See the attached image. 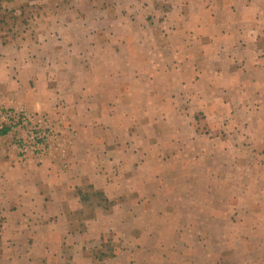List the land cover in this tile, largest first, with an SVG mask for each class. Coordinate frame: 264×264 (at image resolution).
<instances>
[{
    "label": "crops",
    "instance_id": "crops-1",
    "mask_svg": "<svg viewBox=\"0 0 264 264\" xmlns=\"http://www.w3.org/2000/svg\"><path fill=\"white\" fill-rule=\"evenodd\" d=\"M56 5L32 21L33 33L0 39L1 108L24 109L55 134L49 152L34 158L19 153L24 131H0V264H254L243 253L234 260L215 254L199 212L157 213L171 228L166 238L160 227L137 224V208L157 200L173 178L183 193L201 179L215 199L221 171L229 170L228 225L214 227L223 215L213 202L208 233L226 236L218 246L226 251H235L236 240L242 249L250 237H264V222L251 221L259 210L264 218V194H253L251 183L264 181V0ZM196 112L224 133H197ZM222 155L228 162L218 161ZM162 170L167 178H157ZM180 170L213 174L183 181ZM255 170L262 174L252 181ZM150 182L155 190L146 189ZM83 187L111 207L95 203L88 214ZM115 232L125 252L88 256L89 240Z\"/></svg>",
    "mask_w": 264,
    "mask_h": 264
},
{
    "label": "rangeland",
    "instance_id": "rangeland-1",
    "mask_svg": "<svg viewBox=\"0 0 264 264\" xmlns=\"http://www.w3.org/2000/svg\"><path fill=\"white\" fill-rule=\"evenodd\" d=\"M59 1L61 0H0V39L1 38H17V37L21 38L23 34L26 33L23 31L24 29L26 31L27 30L32 31L33 33L34 29L31 30L33 28L31 26L33 24L32 21H36L40 17L48 18L47 14H49L51 11L53 12L54 6H58L56 4H58ZM177 41L178 40H175V42ZM163 86L165 87V85H161L162 88ZM141 98H144V96L141 95ZM195 119H196V122L194 123V125L196 127L197 133L209 135L214 132V128L217 130H221L222 133H224V129H219L218 125L217 124L214 125V122H211L206 115H203L202 112H196ZM227 123L221 124L222 127L223 126L226 127ZM29 157H32V156H29ZM187 157L190 158V160L188 159V161H191L195 157H198V156L188 155ZM261 158L262 156L254 157V159H256V161L258 162L263 161ZM217 159L218 161H222L223 163L228 162V156H225V155L217 156ZM206 162H211V160H208L206 158ZM234 173L235 172H229V170L221 171L222 185L221 187L217 189V192L215 194L216 195L215 199L207 193V191L205 190L206 188H203L201 186V183H202L201 179H200L199 184L196 181L195 185H191L189 187L185 186L183 188L184 189L183 191H185L186 193H183L181 190L182 188L179 187V183L176 182L175 180L177 178H173L172 181H169V185L161 187V189L159 188L160 191H158V193L155 192V196H158L157 200H155L152 203L147 202L143 204V206L141 205L139 208H137L138 209L137 212H141L143 214L137 220V224L142 226L143 230L150 228V227L151 229L160 227L158 231H161L162 235L165 234L167 238L168 237L167 234L170 232L171 228L166 229V226H163L162 224L158 223V220L154 218V216L157 213H160V214L164 213L167 216L168 211L169 213H171V211L176 207H180L179 212L181 213H182V209L189 210L190 212H197V213L199 212L202 216L200 218L202 227H206L207 229L210 228L206 232H202L203 236L206 239H209L212 237L213 243H215L214 246L215 247L217 245L220 246V244L224 243L226 236L224 235L221 236L219 234L214 235L213 233H208L211 229H213V224L207 220V217L211 213V211H213V207H214L213 202L215 203L217 202L216 203L217 211H219L223 215V217L219 219L218 224L217 222L214 224V227H220L223 229L228 225L227 219L229 218L227 217L229 216L228 214L231 213V210L228 209L226 200L228 199V195L230 193L229 191L230 185H231L230 179H232V175ZM249 173H250L249 178L252 181L255 180L256 177H259L260 174H262V172L256 171V170L249 172ZM194 174H196L197 176L199 175V177H196V178H208L209 175L213 174V172L211 171L209 174L208 172H202L199 174L198 172L187 171V170L178 171V177L182 178L183 181L190 179L191 177H193ZM156 176L157 178L159 177L167 178L168 174H166L165 171L162 170ZM243 180L245 183L246 179L244 178ZM251 183H253L254 185L253 184L247 185L246 183L245 185L249 187L253 185V188H252L253 194H257L260 196H261V192H263L264 194V189L262 188V186H264V181L258 180L257 182L254 181ZM146 189H148L149 191H152V190H155L156 188L153 182H150L148 183ZM82 192L84 194L85 199H87L88 203L90 202V204L87 205V209H86L88 214L91 213L90 210L93 208V205L95 203L104 205V196L101 193H95L91 191L90 188H87V187H83ZM182 197L184 198L182 199ZM198 199H201L202 201L198 202ZM174 200H178V201L174 202ZM186 200H189V202H187ZM130 205H132V203ZM253 208L254 207H251L248 209L249 210L251 209V211H255ZM258 212H259L258 214L257 212L255 213L254 218L251 220L252 224L257 223V225H259L260 224L259 222L261 223L264 222V218H262V215H261L263 214V211L259 210ZM226 213H228L227 217H225ZM256 215H258V217H255ZM167 219L166 221L168 223L169 219L168 220ZM125 221L127 222V225H126L127 228L126 230H123L122 234L125 235V238L128 240L131 237H134L133 227L135 226V223H134L135 221L130 217L127 218V220ZM164 221L165 220H163V222ZM110 232H113V231H110ZM116 235L117 234L115 232L112 234L111 233L107 234L104 238H94V239L89 240V242H92V243L90 244L91 247H89V250L87 251L88 256L95 257V258L106 257V258L111 259L113 257H116L118 253L125 252V249H127V247H125L126 245L124 243L123 244L119 243V241H122L121 239L122 237L121 238L114 237ZM250 239H252L253 242L248 243V246L244 245L245 247H242L243 250L241 249L240 243L236 240L233 242V245H235V251L234 250L226 251L223 249V247L219 248L217 246L215 250V254L222 253L223 257L234 260V258L239 257L237 256V254L243 253V258L246 257L247 260H253L254 264H262L261 257L262 255L264 257V254H263L264 253V242H263L264 237L262 238V236H256V237L252 236L250 237ZM101 244H104L103 247H101ZM145 253L146 252H143L142 257H151V258H154V257L161 258L162 257V255H160L161 254L160 252L154 253L152 256H147ZM167 253L163 254V257L167 256ZM173 256L175 255L174 254L172 256L169 255L170 258H172ZM151 262L154 263V262H157V260L151 259ZM154 264H157V263H154Z\"/></svg>",
    "mask_w": 264,
    "mask_h": 264
},
{
    "label": "built area",
    "instance_id": "built-area-1",
    "mask_svg": "<svg viewBox=\"0 0 264 264\" xmlns=\"http://www.w3.org/2000/svg\"><path fill=\"white\" fill-rule=\"evenodd\" d=\"M8 128L12 132L24 131L17 147L23 157H41L49 152L50 142L55 137L49 126L37 122L35 116L24 109L11 110L0 106V131Z\"/></svg>",
    "mask_w": 264,
    "mask_h": 264
},
{
    "label": "trees",
    "instance_id": "trees-1",
    "mask_svg": "<svg viewBox=\"0 0 264 264\" xmlns=\"http://www.w3.org/2000/svg\"><path fill=\"white\" fill-rule=\"evenodd\" d=\"M7 130H3V133H6ZM111 203L104 197V205H101L102 207L109 209ZM100 205V204H99Z\"/></svg>",
    "mask_w": 264,
    "mask_h": 264
},
{
    "label": "bare ground",
    "instance_id": "bare-ground-1",
    "mask_svg": "<svg viewBox=\"0 0 264 264\" xmlns=\"http://www.w3.org/2000/svg\"><path fill=\"white\" fill-rule=\"evenodd\" d=\"M0 134H2V133H0Z\"/></svg>",
    "mask_w": 264,
    "mask_h": 264
}]
</instances>
